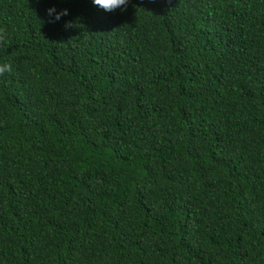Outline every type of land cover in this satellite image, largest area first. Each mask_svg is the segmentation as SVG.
Returning a JSON list of instances; mask_svg holds the SVG:
<instances>
[{
  "label": "trees",
  "instance_id": "obj_1",
  "mask_svg": "<svg viewBox=\"0 0 264 264\" xmlns=\"http://www.w3.org/2000/svg\"><path fill=\"white\" fill-rule=\"evenodd\" d=\"M0 30V264H264V0H0Z\"/></svg>",
  "mask_w": 264,
  "mask_h": 264
},
{
  "label": "clouds",
  "instance_id": "obj_2",
  "mask_svg": "<svg viewBox=\"0 0 264 264\" xmlns=\"http://www.w3.org/2000/svg\"><path fill=\"white\" fill-rule=\"evenodd\" d=\"M93 2L95 5L103 8L105 11L111 12L115 10L116 8L126 6L128 0H93ZM47 11H48L49 16H52L53 13H56L55 20H59L62 16L68 14L67 9L57 13L54 7L49 8ZM70 26H72L71 22H68V24H66V27H70ZM3 40H4L3 30H0V46H2ZM12 71H13V68L10 62L0 63V77H3L5 73L11 74Z\"/></svg>",
  "mask_w": 264,
  "mask_h": 264
}]
</instances>
